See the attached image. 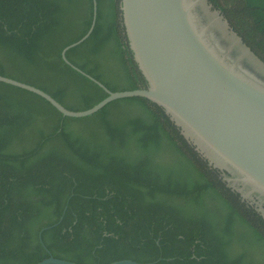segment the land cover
Instances as JSON below:
<instances>
[{
    "label": "trees",
    "instance_id": "trees-1",
    "mask_svg": "<svg viewBox=\"0 0 264 264\" xmlns=\"http://www.w3.org/2000/svg\"><path fill=\"white\" fill-rule=\"evenodd\" d=\"M264 59V0H208ZM93 0H0V74L70 109L107 95L62 48ZM67 59L111 90L147 85L120 0H96ZM264 264V221L145 96L82 116L0 81V264ZM54 264V263H50Z\"/></svg>",
    "mask_w": 264,
    "mask_h": 264
},
{
    "label": "water",
    "instance_id": "water-1",
    "mask_svg": "<svg viewBox=\"0 0 264 264\" xmlns=\"http://www.w3.org/2000/svg\"><path fill=\"white\" fill-rule=\"evenodd\" d=\"M128 43L147 85L111 90L84 109L64 106L42 88L0 74V81L33 91L62 114H90L108 101L145 96L161 105L196 150L264 221V64L208 0H120ZM240 44V46L238 44ZM81 264L52 254L34 264ZM103 264H143L120 258Z\"/></svg>",
    "mask_w": 264,
    "mask_h": 264
},
{
    "label": "flooded vegetation",
    "instance_id": "flooded-vegetation-1",
    "mask_svg": "<svg viewBox=\"0 0 264 264\" xmlns=\"http://www.w3.org/2000/svg\"><path fill=\"white\" fill-rule=\"evenodd\" d=\"M229 23V22H228ZM230 25V24H229ZM231 26V25H230ZM232 27V26H231ZM233 28V27H232ZM241 37V36H240ZM242 39V38H241ZM242 42L246 45V46H248L250 49H251V47H250V45L249 44H247L243 39H242ZM252 50V49H251ZM253 51V50H252ZM254 52V51H253ZM255 53V52H254ZM258 57H259V59H260V61L264 64V59H262L257 53H255Z\"/></svg>",
    "mask_w": 264,
    "mask_h": 264
},
{
    "label": "rangeland",
    "instance_id": "rangeland-1",
    "mask_svg": "<svg viewBox=\"0 0 264 264\" xmlns=\"http://www.w3.org/2000/svg\"><path fill=\"white\" fill-rule=\"evenodd\" d=\"M238 44V43H237ZM240 46V44H238ZM229 184V183H228Z\"/></svg>",
    "mask_w": 264,
    "mask_h": 264
}]
</instances>
